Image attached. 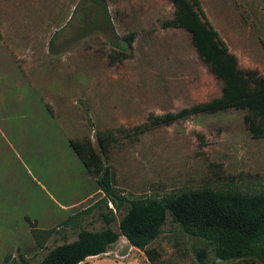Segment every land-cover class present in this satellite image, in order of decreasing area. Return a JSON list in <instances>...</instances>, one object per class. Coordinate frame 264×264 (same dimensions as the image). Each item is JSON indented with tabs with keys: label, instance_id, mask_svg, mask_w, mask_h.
Here are the masks:
<instances>
[{
	"label": "rangeland",
	"instance_id": "obj_1",
	"mask_svg": "<svg viewBox=\"0 0 264 264\" xmlns=\"http://www.w3.org/2000/svg\"><path fill=\"white\" fill-rule=\"evenodd\" d=\"M103 1L109 21L94 19L91 0H0V264H37L79 228L100 229L108 208L116 226L122 212L105 206L71 139L88 136L100 151L96 135L109 134L101 157L127 198L202 187L264 192V135L252 134L245 108L150 121L218 97L223 86L190 32L164 25L173 3ZM199 1L239 67L264 76V0ZM147 247L159 264H264L216 260L169 215ZM78 264L150 262L121 236Z\"/></svg>",
	"mask_w": 264,
	"mask_h": 264
},
{
	"label": "trees",
	"instance_id": "obj_2",
	"mask_svg": "<svg viewBox=\"0 0 264 264\" xmlns=\"http://www.w3.org/2000/svg\"><path fill=\"white\" fill-rule=\"evenodd\" d=\"M91 1L95 7L94 19L109 21L104 1ZM170 1L174 5V16L164 25L184 27L190 32L198 55L223 80V86L218 97L176 113L155 115L150 121L169 124L190 113L245 108V122L250 131L255 137L263 136L264 76L256 69L239 67L237 57L206 18L199 0ZM96 138L100 151L94 148L88 136L71 139L70 145L82 164L95 176L104 194L105 206L107 202L112 203L122 212L121 217L115 226L113 210L100 211L104 223L100 229L79 228L75 239L47 249L37 264H78L89 256L105 252L121 236L131 246L143 250L150 264H159L160 253L147 245L159 235L167 215L187 234L202 238L218 261L254 257L264 263L263 191L246 193L202 187L161 197L127 198L113 186L112 171L105 157H101L108 151L112 138L102 133ZM197 256L203 262L206 247L199 248Z\"/></svg>",
	"mask_w": 264,
	"mask_h": 264
}]
</instances>
